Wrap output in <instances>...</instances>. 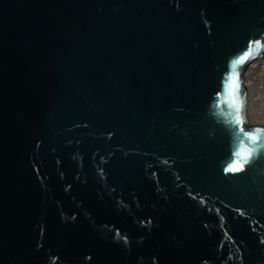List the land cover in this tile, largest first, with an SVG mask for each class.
Here are the masks:
<instances>
[{"label":"water","instance_id":"obj_1","mask_svg":"<svg viewBox=\"0 0 264 264\" xmlns=\"http://www.w3.org/2000/svg\"><path fill=\"white\" fill-rule=\"evenodd\" d=\"M257 58L264 0H0V264H264Z\"/></svg>","mask_w":264,"mask_h":264},{"label":"rangeland","instance_id":"obj_2","mask_svg":"<svg viewBox=\"0 0 264 264\" xmlns=\"http://www.w3.org/2000/svg\"><path fill=\"white\" fill-rule=\"evenodd\" d=\"M257 60L264 62V58H257L256 60H253L242 72L241 78H242V87L245 89V112H246V119L248 126L252 127H264L263 119H260L256 122V116H251L249 114V102L251 99V95L254 93V86L255 84L254 79H256L259 75H261V69L257 65ZM254 64V65H253ZM263 74V73H262ZM252 78V79H250ZM253 92V93H252ZM252 93V94H251Z\"/></svg>","mask_w":264,"mask_h":264},{"label":"bare ground","instance_id":"obj_3","mask_svg":"<svg viewBox=\"0 0 264 264\" xmlns=\"http://www.w3.org/2000/svg\"><path fill=\"white\" fill-rule=\"evenodd\" d=\"M263 72V71H261ZM252 79V78H250ZM254 93L251 95L249 106V114L256 116V122L263 119L264 122V73L254 79Z\"/></svg>","mask_w":264,"mask_h":264},{"label":"built area","instance_id":"obj_4","mask_svg":"<svg viewBox=\"0 0 264 264\" xmlns=\"http://www.w3.org/2000/svg\"><path fill=\"white\" fill-rule=\"evenodd\" d=\"M256 63H257V65H258V67L263 71L262 73H264V62H262V61H260V60H259V61L257 60ZM253 65H254V64H253Z\"/></svg>","mask_w":264,"mask_h":264}]
</instances>
